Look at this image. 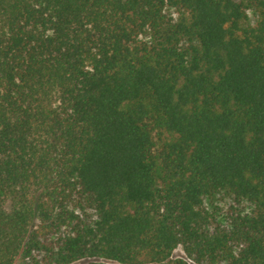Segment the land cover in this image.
<instances>
[{
	"label": "trees",
	"instance_id": "obj_1",
	"mask_svg": "<svg viewBox=\"0 0 264 264\" xmlns=\"http://www.w3.org/2000/svg\"><path fill=\"white\" fill-rule=\"evenodd\" d=\"M18 257L264 264V0H0Z\"/></svg>",
	"mask_w": 264,
	"mask_h": 264
},
{
	"label": "rangeland",
	"instance_id": "obj_2",
	"mask_svg": "<svg viewBox=\"0 0 264 264\" xmlns=\"http://www.w3.org/2000/svg\"><path fill=\"white\" fill-rule=\"evenodd\" d=\"M251 17H253V16H251ZM211 204H219L218 199L211 200ZM172 257H174V258L183 257V253H182L181 249L180 248H176L174 250V252L172 253ZM93 261H96V260H87V259L86 260H80V261H77V262H75L73 264H88V263L93 262ZM189 263L193 264L192 262H189ZM13 264H28V262L25 259H23L22 257H18L14 261Z\"/></svg>",
	"mask_w": 264,
	"mask_h": 264
}]
</instances>
